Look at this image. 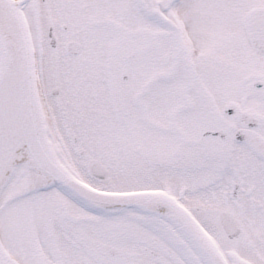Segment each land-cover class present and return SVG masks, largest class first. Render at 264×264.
Masks as SVG:
<instances>
[{
	"label": "snow or ice",
	"instance_id": "1",
	"mask_svg": "<svg viewBox=\"0 0 264 264\" xmlns=\"http://www.w3.org/2000/svg\"><path fill=\"white\" fill-rule=\"evenodd\" d=\"M0 264H264V0H0Z\"/></svg>",
	"mask_w": 264,
	"mask_h": 264
}]
</instances>
